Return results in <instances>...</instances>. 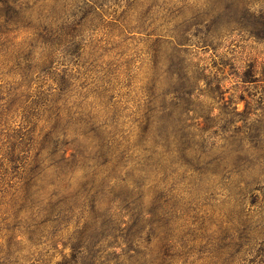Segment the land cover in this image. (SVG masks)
Segmentation results:
<instances>
[{
    "label": "trees",
    "instance_id": "1",
    "mask_svg": "<svg viewBox=\"0 0 264 264\" xmlns=\"http://www.w3.org/2000/svg\"><path fill=\"white\" fill-rule=\"evenodd\" d=\"M114 30L121 43L139 35L142 53L105 60ZM237 38L264 40V7L251 0H0V74L9 75L0 79V211L8 201L24 213L0 231L7 238L0 264H27L19 259L23 242L69 248L58 264L253 263L261 254L255 239L203 242L170 231L173 190L184 172L200 171L211 148L190 117L208 66L260 81L255 63L225 56ZM73 219V231H61Z\"/></svg>",
    "mask_w": 264,
    "mask_h": 264
},
{
    "label": "rangeland",
    "instance_id": "2",
    "mask_svg": "<svg viewBox=\"0 0 264 264\" xmlns=\"http://www.w3.org/2000/svg\"><path fill=\"white\" fill-rule=\"evenodd\" d=\"M251 1L256 10L264 7V0ZM113 34L108 36L110 43L107 46L112 49L105 60H124L119 55L121 51L130 56L142 53L145 45L139 41V35L121 43L118 31L114 30ZM261 39L237 38L234 44L225 48L230 51L225 55L227 58L231 57V53L238 55L239 65L255 63V79L260 81L244 82L231 74L228 65L220 72L211 63L208 66L211 73L207 72L205 81L198 85L195 113H191L190 117L192 122L204 126L211 148L200 165V171L184 172L185 179L173 190L170 205V231H188L203 239V242L217 238L225 242L231 236L255 239L258 243L256 248L261 254L251 264H264V40ZM2 59L0 55V62ZM144 71V67L136 70V86L142 84L140 80L145 75ZM8 78L9 75L0 74V79ZM125 92V89L122 90V93ZM246 186L252 190L241 194V189ZM6 196L8 200L10 196ZM1 208L0 231L6 234L7 225L12 227L18 224L15 215L21 218L24 213L17 214L16 207L8 201ZM74 221L67 230L61 231H73ZM15 231H22L20 225L16 226ZM63 235L66 233L63 232ZM5 237L0 242L6 241ZM20 246L19 259L27 264V261L37 259L39 264H58L70 252L61 243L52 249H29L24 242ZM242 264L250 262L247 259Z\"/></svg>",
    "mask_w": 264,
    "mask_h": 264
}]
</instances>
